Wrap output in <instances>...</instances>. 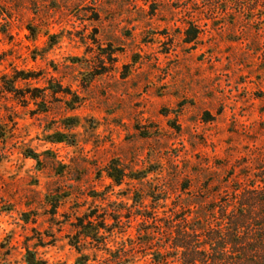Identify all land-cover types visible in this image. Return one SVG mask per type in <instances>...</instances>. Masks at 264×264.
Wrapping results in <instances>:
<instances>
[{
  "label": "rangeland",
  "instance_id": "obj_1",
  "mask_svg": "<svg viewBox=\"0 0 264 264\" xmlns=\"http://www.w3.org/2000/svg\"><path fill=\"white\" fill-rule=\"evenodd\" d=\"M263 176L264 0H0V264H100L86 215L149 264L130 210L167 240Z\"/></svg>",
  "mask_w": 264,
  "mask_h": 264
},
{
  "label": "trees",
  "instance_id": "obj_2",
  "mask_svg": "<svg viewBox=\"0 0 264 264\" xmlns=\"http://www.w3.org/2000/svg\"><path fill=\"white\" fill-rule=\"evenodd\" d=\"M11 89L16 91L15 86ZM30 155L38 157L34 152ZM115 171L110 176L120 184L127 175L121 169L116 168ZM259 181L263 182L264 176ZM218 193L216 189L214 195L218 197L206 206V217H191L185 213L176 225L164 226L167 240L159 242L152 237L154 232L151 228L154 224L162 225L158 215H149L148 206L144 204L138 210L142 211L140 214L130 210L127 223H131L133 215H139L143 218L142 223L148 224L146 230L140 232L146 235L140 246L146 249L143 251L145 257L152 256L149 264H264V186L242 182L231 191L224 192L226 194ZM24 215V220L29 222L28 215ZM93 216L78 218V235L73 238V245L80 249L81 241L91 238L94 248L106 254L100 264H141L137 255L138 245L129 244L127 240L116 242L118 246L111 244L113 240L110 237L115 229H124L121 217H114L115 222L108 223L106 216L99 221L100 217L93 219ZM25 249L26 264H47L29 245ZM97 259L96 255L94 263H91L90 254H81L76 264H97Z\"/></svg>",
  "mask_w": 264,
  "mask_h": 264
}]
</instances>
